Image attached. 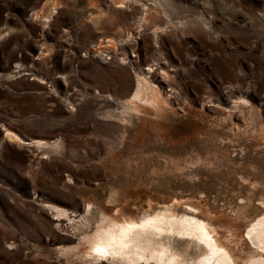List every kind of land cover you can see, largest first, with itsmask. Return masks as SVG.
<instances>
[{
	"label": "rangeland",
	"instance_id": "1",
	"mask_svg": "<svg viewBox=\"0 0 264 264\" xmlns=\"http://www.w3.org/2000/svg\"><path fill=\"white\" fill-rule=\"evenodd\" d=\"M138 80L158 103L133 100ZM0 125L19 138L0 137V264H124L87 257L100 214L167 211L206 222L233 263L264 261L247 234L264 213V0H0Z\"/></svg>",
	"mask_w": 264,
	"mask_h": 264
},
{
	"label": "bare ground",
	"instance_id": "2",
	"mask_svg": "<svg viewBox=\"0 0 264 264\" xmlns=\"http://www.w3.org/2000/svg\"><path fill=\"white\" fill-rule=\"evenodd\" d=\"M123 2L125 3V1ZM132 98L143 102V104L144 102L153 104L159 101L156 93H152V97L148 95L141 80H138ZM7 137L14 140L19 139L10 132L7 133ZM35 144L40 145L41 142L37 141ZM252 199H249L250 202ZM61 214H65L64 211L56 209L55 216ZM100 215V221L98 220L99 223L95 231L84 236L81 242L84 241L88 244L87 257L90 256L95 261L107 259L108 262L111 260L121 261L124 264H189L191 261L185 258V255L171 242L172 237L178 236L188 241H195L202 246L204 253L193 260L194 264H235L225 247L214 239L207 227L208 224L199 217L172 216L168 211L144 216L140 219ZM247 234L249 240L257 248L264 250V213L251 224ZM77 248H73L75 252ZM70 253L69 255L73 254V252ZM261 259L258 257L249 262L262 264L264 261L262 260L261 263ZM86 260L88 259L86 258Z\"/></svg>",
	"mask_w": 264,
	"mask_h": 264
},
{
	"label": "water",
	"instance_id": "3",
	"mask_svg": "<svg viewBox=\"0 0 264 264\" xmlns=\"http://www.w3.org/2000/svg\"><path fill=\"white\" fill-rule=\"evenodd\" d=\"M0 137L3 140H7V135L4 134V128L0 125ZM18 145L25 148H34L36 146L35 141L29 139H22L21 142H18Z\"/></svg>",
	"mask_w": 264,
	"mask_h": 264
}]
</instances>
